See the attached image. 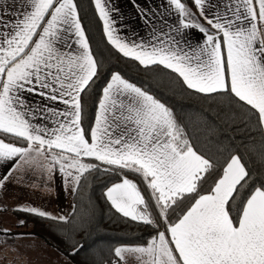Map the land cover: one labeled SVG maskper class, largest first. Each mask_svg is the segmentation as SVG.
I'll list each match as a JSON object with an SVG mask.
<instances>
[{
    "label": "snow or ice",
    "instance_id": "obj_1",
    "mask_svg": "<svg viewBox=\"0 0 264 264\" xmlns=\"http://www.w3.org/2000/svg\"><path fill=\"white\" fill-rule=\"evenodd\" d=\"M94 3L108 43L124 57L145 68L163 66L196 93L228 94L242 118L264 131V0H192L208 27L182 0H167L178 25L163 22L156 29L142 12L153 31L139 42L119 35L109 0ZM5 12L0 11V162L11 163L12 171H39L48 180L59 174L73 193L101 165L105 172L118 170L120 181L104 193L111 208L146 226L163 221L164 230L146 242L109 249L107 264H264V185L235 203L252 178L242 157L231 155L201 194L213 162L194 149L170 107L118 73L102 89L94 124L86 129L83 94L95 83L98 62L75 0H23L12 19ZM189 29L203 34L202 43L193 47L184 39ZM28 95L41 102L33 106ZM184 201L190 206L171 222L170 212ZM18 210L69 222L34 207ZM0 237L11 234L5 230Z\"/></svg>",
    "mask_w": 264,
    "mask_h": 264
},
{
    "label": "trees",
    "instance_id": "obj_2",
    "mask_svg": "<svg viewBox=\"0 0 264 264\" xmlns=\"http://www.w3.org/2000/svg\"><path fill=\"white\" fill-rule=\"evenodd\" d=\"M182 2L188 8L193 6L192 0ZM75 3L90 49L98 62L95 83L83 94V126L86 129L94 124L102 89L112 74L118 73L170 107L194 149L213 162V170L199 189L201 194L213 186L231 155L243 158L252 177L249 184L240 190L236 204L246 200L256 187L264 185V160L261 159L264 153V132L256 127L255 121L249 122L242 118L240 106L233 103L228 94L196 93L187 89L182 78L171 70L159 65L145 68L138 61L124 57L108 43L93 0H75ZM92 163L99 164L96 161ZM104 167L107 166L101 165L99 171L87 174L79 190L73 193L68 223L18 212V217L24 221L19 227L24 228V231L17 229L10 233L39 238L70 264H107L112 258L109 249L122 243L146 242L157 231H163V221H158L159 227L146 226L124 218L111 208L104 193L121 176L118 170L105 172ZM129 177L136 179L134 175ZM188 206V201L178 204L175 211L169 214L170 221L175 222ZM153 219L157 220L155 211ZM74 248L80 250L73 254Z\"/></svg>",
    "mask_w": 264,
    "mask_h": 264
},
{
    "label": "crops",
    "instance_id": "obj_3",
    "mask_svg": "<svg viewBox=\"0 0 264 264\" xmlns=\"http://www.w3.org/2000/svg\"><path fill=\"white\" fill-rule=\"evenodd\" d=\"M211 3L220 5L221 0H211ZM22 5L23 0H0V11L6 10L5 19L10 20L13 13L21 10ZM108 6L113 9L111 16L115 21L114 26L118 29L119 35L125 39L139 42L148 41L152 37V24L146 22L142 12L149 14L156 29L163 27V22H167L169 28L178 25L177 14L169 7L167 0H109ZM189 10L199 23L208 27L194 5L189 7ZM212 11L213 9L206 5L205 14L211 15ZM101 23L103 26L102 20ZM184 39L195 47L202 43L203 34L197 29L185 30ZM27 99L33 103V106L36 102H41L40 97L35 95H28ZM56 107L62 108L63 105L57 104ZM5 176L9 179L4 180ZM0 182L3 183V187H0V206L3 209H0V232L17 231L21 224L19 217H16L17 213L24 212L18 209L34 207L52 216L65 217H68L72 211L73 192L59 174H54L53 179L48 180L47 176L39 171H12L11 163L5 165L0 162ZM13 217L17 218L16 222L12 221ZM7 223L18 228L5 229L3 225ZM10 234L11 237H0V264H45V255H43L45 249H42L39 238L26 234ZM46 253L49 262L57 264L56 255L50 251Z\"/></svg>",
    "mask_w": 264,
    "mask_h": 264
},
{
    "label": "rangeland",
    "instance_id": "obj_4",
    "mask_svg": "<svg viewBox=\"0 0 264 264\" xmlns=\"http://www.w3.org/2000/svg\"><path fill=\"white\" fill-rule=\"evenodd\" d=\"M0 209L3 210V209L1 208V206H0ZM1 210H0V211H1ZM16 217L18 218V216H16ZM4 218H5V217H4ZM17 218L13 217L14 220H12V221L16 222L15 220H17ZM2 219H3V218H2ZM18 219H19L20 222L23 221L22 218H18ZM0 220H1V219H0ZM3 227H4L5 229H8V228H9V229H12V228H14L15 226L12 225V224L7 223V224L3 225ZM15 228H18V227H15ZM9 229H8V230H9ZM18 229L21 230V231H24V228L19 227ZM38 241H39L41 247H43L42 249H45L44 254H43V255H45V259H44L45 264H52V262L50 263L49 260H48V254L46 253V251H50V252H52L54 255H56V258H57V264H70L67 260H65V259H64L59 253H57L54 249L49 248V246H47L42 240H38ZM47 249H48V250H47ZM42 251H43V250H42ZM42 253H43V252H42Z\"/></svg>",
    "mask_w": 264,
    "mask_h": 264
}]
</instances>
